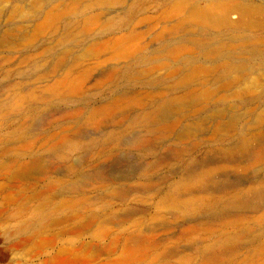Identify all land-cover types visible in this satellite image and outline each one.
<instances>
[{"label":"rangeland","instance_id":"rangeland-1","mask_svg":"<svg viewBox=\"0 0 264 264\" xmlns=\"http://www.w3.org/2000/svg\"><path fill=\"white\" fill-rule=\"evenodd\" d=\"M178 2H186L188 8L197 4L264 10V0H0V169L13 161L37 158L53 170L25 179L23 188L31 196L48 183L56 184L53 193L30 197L28 210L17 211L18 190L10 178L0 176V264H50L80 246L103 245L115 236L123 242L130 235L151 237L154 252L165 254L164 264H196L205 245L221 233L214 226L237 214L254 230L222 264L262 258L264 198L259 207L241 213L221 212L223 206L208 205L203 199L225 201L262 186L264 158L253 161V149L259 146L264 153V28L244 25L226 33L208 32L202 37L203 46H197L201 35L193 21L171 32L179 15L189 16L187 7L181 13L173 11ZM228 16L236 20L238 14L230 11ZM119 41L131 44V55H119L115 48ZM217 44L230 46L229 55L202 54L201 49ZM227 59L239 62L242 69L219 71L217 67ZM190 66L196 69L191 77ZM69 80L78 82L77 91L53 94L56 85ZM193 95L201 100L185 103L179 113L157 123L150 120L155 110L167 113L168 101ZM115 102L121 108L113 115L98 125L85 123L91 114ZM230 117L235 121L226 127L230 131H217ZM157 125L168 127L153 132ZM64 134L69 135L67 141L59 148L52 146ZM245 139L249 150L230 153ZM27 143L31 148L24 150ZM200 172L210 177L208 188L184 198L199 207L185 212L170 207L167 201L173 189L180 183L192 184ZM81 198L97 215L93 227L78 236L66 233L77 222L48 227L46 231L56 235L53 247L39 253L31 244L17 247V239L27 232L24 223H37L41 213L60 202ZM114 216L123 219L120 224L104 223ZM206 226L215 232L207 234ZM103 230L108 236L100 235ZM120 249L75 258L87 264H112Z\"/></svg>","mask_w":264,"mask_h":264},{"label":"bare ground","instance_id":"bare-ground-1","mask_svg":"<svg viewBox=\"0 0 264 264\" xmlns=\"http://www.w3.org/2000/svg\"><path fill=\"white\" fill-rule=\"evenodd\" d=\"M103 1H105V0H103ZM108 1H110V0H108ZM101 4H103V2ZM186 7H187L186 6V2L185 3L184 2H178V3L174 4V5H172V9H173V11L175 13H181V11L185 10ZM187 10H188V13H189V14H187V16L188 15L189 16L188 17H185V16H181V15L178 16L177 15L178 16L177 17L178 18V21H176L177 24H176V26H173L172 27L171 32L175 34V33H177L176 32V29L178 28V26L180 24H183L187 20L193 21L194 27L197 30L198 36L201 35L200 36L201 37L200 39H197V38H196L197 40L195 39L196 40V43H197V46L198 45L203 46L202 45V42H203V38L202 37H204L203 35L207 34L208 32L225 31L224 33H226V30H231V29H234L235 30L239 26L245 27L244 25H247L250 28L251 27L264 28V10L263 9H260V8H254V7H234V8H231L228 5L204 6L203 7V6H199V5L195 4V5L190 6ZM230 11H234L235 13L238 14L236 20H233V19H231L228 16V14H229ZM55 17L58 18L57 15ZM177 18H175V19H177ZM54 19H56V18H54ZM50 20H52V19H50ZM50 20H48L49 23H50ZM88 21L89 20H87V22ZM50 25H52V24H50ZM92 26H93V24H92ZM247 26H246V28H247ZM48 28H51V27H48ZM227 34H229V33H227ZM232 37H234V36H232ZM125 42L126 41H124V43H122V42L119 41V42H116L115 43V48L117 49L119 55H121V56H129V55L132 54V48L130 47L131 44L128 46V45L125 44ZM192 42L195 44L194 41H192ZM112 46H113V44H112ZM228 47L230 49V46H228ZM229 49H227L223 44H217L216 46H212V48H203V49H201V52H202L203 55L216 54L218 56H221L223 53H224V55H227ZM91 52L92 51H90L89 53H91ZM93 52L95 53L96 50L94 49ZM181 53H182V51H181ZM64 54H63V56H64ZM87 54H88V52H87ZM163 54H166V53H163ZM59 56H61V55H59ZM55 60H56V58H55ZM77 61H79V60H77ZM234 63H236V62H234L233 60L232 61H229L227 59V60H224L217 68H218L219 71L221 69H223V68H229V69H234V70L242 69L241 64L239 62L237 64H234ZM59 66H58V69H59ZM51 71L54 72V69H51ZM195 71H196L195 67H193V66L187 67V75L188 76H190V77L193 76L195 74ZM79 76H81V75H79ZM82 76L84 78L86 77L85 75H82ZM137 76H139V75H137ZM181 76H182V74H181ZM64 77H66V76H64ZM64 77H62V78H64ZM72 80H75V78L72 79ZM183 81H184V79H183ZM189 81L190 80H188V82ZM61 82H63V81H61ZM184 82H186V81H184ZM178 84H180V83L178 82ZM174 85H175V83H174ZM181 86H182V84L180 85V87ZM50 90H48V91H50ZM77 90H78V82L77 81H70L69 80V82H67V83L60 84V85H56V87L53 89V91H54L53 94H55V95H67L68 94L69 95L71 93H74ZM45 92L47 94V91L46 90H45ZM78 94L80 95V93H78ZM239 94H241V93H239ZM189 95H191V94H189ZM61 98H63V97L61 96ZM187 98L188 99H186V98H180V99H177V100L168 101V104H167L168 111H167V113H165V114H159L158 111L155 110V111H153L149 115L150 116L149 117L150 120L152 122H154V123H157L158 120H159V118H164L165 116H168L169 114H172V113H174V114H176V112L179 113V111L182 109V106H185L184 105L185 103H188V105H193L196 102H198V101L201 100V96H198V95H193V96L187 97ZM198 105L199 104H197L196 106H198ZM120 108H121V104L118 103V102H115L110 107H106V108L100 109L99 111L91 114L86 119L85 123H93V125L94 124H97L98 125L100 123V121L104 120L107 117H110L111 115H113V113H115V110L116 109H120ZM145 108H142V109H145ZM73 114H75V113H73ZM234 122H235L234 121V118L233 117H230L227 120V123L224 124L222 127L218 128L217 131H221L222 129L224 130V128H226V127H231L234 124ZM167 127H168V125H165V126L164 125L163 126L157 125V126L154 127L153 132H156L157 133L159 131L165 130ZM64 129L65 128H63V130ZM226 129H228V128H226ZM171 130H172V127H171ZM228 131H230V130L228 129ZM60 132H62V131H60ZM57 133H59V131ZM57 133H56V135H57ZM220 133H222V131ZM51 137H53V136H51ZM51 137L49 139H51ZM68 138H69V135H66V134H64L62 136H59V138H57L55 140V142H54V144L52 146H54L55 148H59V147H61L67 141ZM247 141H248V139H245V140L240 141L239 144L235 148H233V149L230 150V153L235 154V153H238L239 151H247V150H249L251 146L249 145V143ZM30 146L31 145H29V144L28 145H25L24 146V150L25 149L26 150L29 149ZM50 147H51V145L48 148H50ZM258 148H259V146L257 148H254L253 149V152L255 153V156H254V160L253 161H256V162L259 161V159L264 158V153L262 151H260ZM18 150H21V149H18ZM207 169L208 170H211L212 168H210V169L207 168ZM52 170L53 169L51 168L50 164H41L40 161L37 158H31V159H29L28 161H25V162L13 161V162H10V163H8L6 165H3L1 167V169H0V176L1 175H4V176L10 178V181H11V183L13 185V188H15V189L18 190L16 192V194H15V203H16L15 205H17V208H16L17 211H27L28 210L29 207L27 205V201L30 199V197L32 199H38V198H41L42 196L49 195V194H51V193H53L55 191L56 184L54 182L48 183L44 188L42 187L43 188L42 190L33 193V195H31V196H29V194L27 193L26 189L23 188V181L25 179H27V178H29V177H31L33 175H36V174H49V173L52 172ZM95 171H96V169H95ZM199 174H200V176H197L196 179H195V181L192 184L180 183L179 185H177L173 189V193L168 197V201H167V204L170 207L173 206L178 211H184V212L185 211H188L187 209H197L199 207V204H197V203L196 204H193V203H190L189 200H185L184 199L185 196H189L192 193H197L196 189H199V191H201L203 189H207L208 188L209 183H210V181H209L210 180V177L208 176L207 173H204V172H200ZM211 174H212V172H211ZM211 174H210V176H211ZM98 175H99V172H98ZM259 183L262 186H259L257 188L250 189L251 191L248 192L247 195L244 194L245 192L244 193L242 192V195L240 194V195L234 197L233 199H229V200H225V201H221V199L216 198V197H211V196L210 197L208 196L206 199H203V200L208 205H217V204H219V205L223 206L224 208H222V207L220 208L221 212H223V210L224 211L226 210V211H233V212L241 213V212H244L246 210H251V209H254L256 207H259L260 201H262V199L264 198V196L262 194L263 193V190H264V188H263L264 187V179H262ZM74 189H78V186L75 185L74 186ZM117 195H122V192H118ZM195 199H197V198H195ZM192 200H193V198H192ZM56 211L57 212L60 211L61 214L60 215H57L56 214ZM189 211H191V210H189ZM33 214H35V213H33ZM221 214H224V213H221ZM20 216H21V214H20ZM118 217L115 218V216H114V218L113 217L110 218L109 219V222H108V220H107V222L104 220L105 221L104 223H106V224L112 223L113 224V223H118L119 222V224H120V222L123 219L120 218V217L118 218ZM263 219L260 218V221H262ZM126 220H127V218H126ZM97 221H98L97 215L92 211V209L89 206V203L87 202V200L85 198H81V199H77V200L67 199V200H64V201L60 202L57 205V207H55L53 210H50V211L45 212V213H41V216H39V222H37V223H33V222L24 223V226L23 227H24L25 230H27V232L26 233H23L22 235H20V237L17 239L16 245H17V247H23L25 245L31 244V245H33L35 247L36 251H38L36 253H39L43 249L49 248L51 246L53 247V245H54V243L56 241V235L54 233H50V232H47L46 231V229L48 227H54V226H59V225H67V224H70L72 222H77L76 225L69 227L66 230V233L68 235L78 236V235L82 234L83 232H85L86 230H88L89 228L93 227L97 223ZM250 221H252V220H250ZM217 224L218 225L217 226H214V227H219L221 233H219L218 237L215 240H213V238H212L213 241L211 243L205 245L206 246V249L203 248V250H205V251L203 252V254L201 255V257L197 260L196 264H222L224 261H229L230 260L229 258L230 257H233V255L237 251V248H238L237 245H239L240 243L246 242L247 238L249 237L250 231L253 228V227L252 228L249 227L245 223L244 219L240 216V214H237V215L232 216V217H230L228 219H225V220L223 219L222 221H220ZM256 224L258 225V223H256ZM206 227L208 228V226H206ZM96 228H98V227H96ZM228 228H231V229H234V230L233 231L231 230L232 232L230 230H229L230 232L229 231L227 232V231L224 230V229L227 230ZM238 228L240 230H238ZM222 230H224V231H222ZM253 230H254V228H253ZM262 230H264V229H262ZM189 231H191V230H189ZM192 231H193V229H192ZM205 232L207 234H213L215 232V228L205 229ZM257 233L258 232H256L255 234H257ZM108 234L109 233L106 230H103V231L100 232V235L103 236V237L108 236ZM181 234H183V233H181ZM193 234H195V233H193ZM193 234H192V236H193ZM120 246H121V249H120L121 252H120V254L118 253L119 257H117L112 262V264H143V263H145L147 261L150 262L151 264H164L161 261V258H163V256H165V254L159 253V252L158 253H155L154 252V248H153L154 245H153V242L151 241V237H148V236H137V235L127 236V237L124 238L123 242H122V239L120 237H116L115 236V237L111 238L107 243H105L103 245L91 244V245L80 246V247L76 248L75 251H73V254L68 255V256H65V257H60L57 260L51 262L50 264H87L84 261L78 262L76 260L75 256L76 255H81V254L82 255H85V256L86 255L87 256H90V255L113 254ZM259 254H260V256L262 258L257 259L255 257L256 255H255L254 257L257 260H253L254 258H251L252 261H250L248 264H264V244L260 247ZM191 257H193V254H192ZM234 257H236V256H234ZM189 259H192V258H189ZM192 261H193V259L191 260V262ZM231 261H230V263H231ZM188 263H190V261Z\"/></svg>","mask_w":264,"mask_h":264}]
</instances>
